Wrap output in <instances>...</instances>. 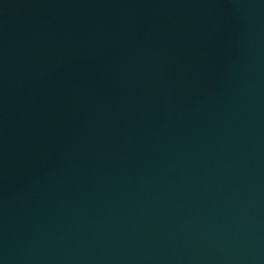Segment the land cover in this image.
Wrapping results in <instances>:
<instances>
[{"label": "water", "instance_id": "obj_1", "mask_svg": "<svg viewBox=\"0 0 264 264\" xmlns=\"http://www.w3.org/2000/svg\"><path fill=\"white\" fill-rule=\"evenodd\" d=\"M0 264H264V0H0Z\"/></svg>", "mask_w": 264, "mask_h": 264}]
</instances>
